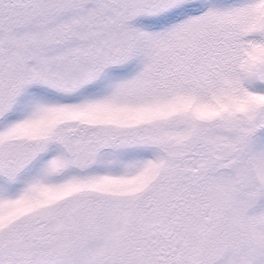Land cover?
Masks as SVG:
<instances>
[{
	"label": "snow or ice",
	"instance_id": "obj_1",
	"mask_svg": "<svg viewBox=\"0 0 264 264\" xmlns=\"http://www.w3.org/2000/svg\"><path fill=\"white\" fill-rule=\"evenodd\" d=\"M0 264H264V0H0Z\"/></svg>",
	"mask_w": 264,
	"mask_h": 264
}]
</instances>
